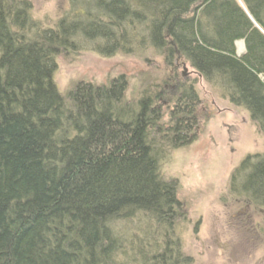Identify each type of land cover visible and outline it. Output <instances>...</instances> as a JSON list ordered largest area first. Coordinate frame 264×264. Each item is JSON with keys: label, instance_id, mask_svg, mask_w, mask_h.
Returning <instances> with one entry per match:
<instances>
[{"label": "trees", "instance_id": "1", "mask_svg": "<svg viewBox=\"0 0 264 264\" xmlns=\"http://www.w3.org/2000/svg\"><path fill=\"white\" fill-rule=\"evenodd\" d=\"M68 2L57 27L42 29L27 1L0 0V264H194L174 231L177 186L160 176L149 139L159 111L147 98L125 105L123 77L66 98L56 57L83 37L105 57L151 44L264 134V0ZM177 77L175 143L199 99ZM230 192L264 210V154L233 170Z\"/></svg>", "mask_w": 264, "mask_h": 264}, {"label": "rangeland", "instance_id": "2", "mask_svg": "<svg viewBox=\"0 0 264 264\" xmlns=\"http://www.w3.org/2000/svg\"><path fill=\"white\" fill-rule=\"evenodd\" d=\"M15 1L28 2L30 17L42 29L57 27L71 7L68 0ZM75 43L56 57L54 82L66 98L80 83L107 87L123 77L125 105L136 110L147 98L159 111L149 139L160 176L177 186L181 206L174 231L182 251L194 264H264V210L230 192L233 170L247 155L264 154V134L248 111L234 106L184 59L175 60L176 67L166 65L151 44L105 57L95 41L83 37ZM236 49L245 52L244 40ZM175 77L194 86L199 97L196 122L180 133L178 143L172 139L182 89Z\"/></svg>", "mask_w": 264, "mask_h": 264}, {"label": "water", "instance_id": "3", "mask_svg": "<svg viewBox=\"0 0 264 264\" xmlns=\"http://www.w3.org/2000/svg\"><path fill=\"white\" fill-rule=\"evenodd\" d=\"M183 65H184V72L186 73V71H187V65H186V63H183Z\"/></svg>", "mask_w": 264, "mask_h": 264}, {"label": "flooded vegetation", "instance_id": "4", "mask_svg": "<svg viewBox=\"0 0 264 264\" xmlns=\"http://www.w3.org/2000/svg\"><path fill=\"white\" fill-rule=\"evenodd\" d=\"M184 74V73H183Z\"/></svg>", "mask_w": 264, "mask_h": 264}]
</instances>
